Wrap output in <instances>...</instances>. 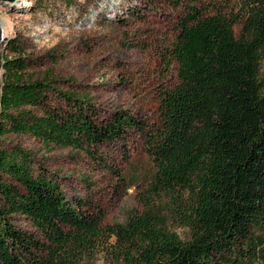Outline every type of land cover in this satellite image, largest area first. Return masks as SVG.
Segmentation results:
<instances>
[{
  "label": "trees",
  "instance_id": "obj_1",
  "mask_svg": "<svg viewBox=\"0 0 264 264\" xmlns=\"http://www.w3.org/2000/svg\"><path fill=\"white\" fill-rule=\"evenodd\" d=\"M171 52L180 82L162 91L158 124L126 110L99 122L86 96L59 92L68 109L51 106L57 88L30 72L17 37L7 38L0 264H264V0H189ZM133 131L145 139L153 177L144 209L107 225L85 198L68 199L29 151L1 142L31 134L83 148L126 141ZM17 213L41 235L17 225Z\"/></svg>",
  "mask_w": 264,
  "mask_h": 264
},
{
  "label": "rangeland",
  "instance_id": "obj_2",
  "mask_svg": "<svg viewBox=\"0 0 264 264\" xmlns=\"http://www.w3.org/2000/svg\"><path fill=\"white\" fill-rule=\"evenodd\" d=\"M188 1L0 0V49L7 38L17 37L31 61L28 70L57 88L49 103L58 111L69 107L61 93H75L90 99L87 108L99 122L126 110L156 125L162 91L180 82L171 51ZM235 30L239 34L241 24ZM261 72L264 78V58ZM1 142L7 149L29 151L35 167L49 171L68 199L85 198L104 225L124 222L144 209L154 163L138 132L126 141L83 148L47 144L31 134L7 133ZM14 217L17 225L41 235L27 216ZM173 229L185 236L184 227Z\"/></svg>",
  "mask_w": 264,
  "mask_h": 264
},
{
  "label": "water",
  "instance_id": "obj_3",
  "mask_svg": "<svg viewBox=\"0 0 264 264\" xmlns=\"http://www.w3.org/2000/svg\"><path fill=\"white\" fill-rule=\"evenodd\" d=\"M2 39H4V33H3V28H2V21L0 19V45H1Z\"/></svg>",
  "mask_w": 264,
  "mask_h": 264
}]
</instances>
